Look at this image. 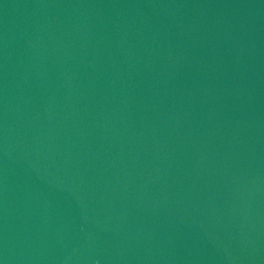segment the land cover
<instances>
[{
    "label": "water",
    "instance_id": "1",
    "mask_svg": "<svg viewBox=\"0 0 264 264\" xmlns=\"http://www.w3.org/2000/svg\"><path fill=\"white\" fill-rule=\"evenodd\" d=\"M0 264H264V0H0Z\"/></svg>",
    "mask_w": 264,
    "mask_h": 264
}]
</instances>
